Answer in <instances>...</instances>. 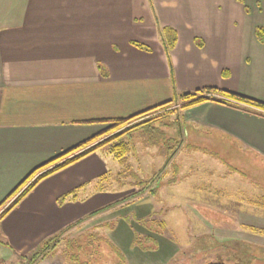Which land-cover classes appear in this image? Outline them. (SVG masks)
I'll return each mask as SVG.
<instances>
[{
    "label": "crops",
    "instance_id": "1",
    "mask_svg": "<svg viewBox=\"0 0 264 264\" xmlns=\"http://www.w3.org/2000/svg\"><path fill=\"white\" fill-rule=\"evenodd\" d=\"M159 1L157 28L167 25L177 34L170 51L173 84L161 34L155 47L146 42L148 36L120 39L115 17L105 16L107 9L139 2L153 8L152 0H0V201L33 168L94 135L103 126L99 119L126 117L204 87L264 102V41L255 36V28L264 26V0ZM232 5L240 9L235 15L228 12ZM224 99L242 108L206 101L182 110L184 124L226 135L264 155V117ZM105 169L92 153L54 173L65 178L52 191V201L24 205L42 181L56 175L41 180L0 221L14 247L3 251L0 246V259L29 252L97 208L104 188L88 195L87 187L95 178L105 180ZM69 190H75L74 198L53 204ZM47 208L56 218L42 225L40 216L47 212L39 210Z\"/></svg>",
    "mask_w": 264,
    "mask_h": 264
},
{
    "label": "rangeland",
    "instance_id": "2",
    "mask_svg": "<svg viewBox=\"0 0 264 264\" xmlns=\"http://www.w3.org/2000/svg\"><path fill=\"white\" fill-rule=\"evenodd\" d=\"M152 1L153 8L139 2L128 8L129 5L107 9L105 16L116 19L118 38L148 36L146 42L156 46L153 42L159 40L155 37L160 33L156 10L161 8V2ZM176 2L178 5L181 1ZM233 5L228 12L235 15L240 9ZM251 14L255 16L253 10ZM261 16L264 18V14ZM153 113L162 114L151 120V126L179 140L178 148L173 151L176 146L170 144L165 149L164 142L145 146L136 131L123 163L107 152H94L105 164L107 174L105 180L95 178L87 187L88 195L104 188L97 207L141 188L144 192L87 217L61 235L37 264H264V155L226 135L192 130L182 120L180 101ZM187 144L216 152L218 158L199 150L189 151ZM160 148L173 151L172 159L166 162ZM63 178L56 175L42 181L36 196L24 205L41 206L52 201V191ZM72 196L69 194L60 203L57 197L53 204L60 205ZM87 205L79 206L77 211L86 210ZM40 211L47 212L40 216L42 225L56 218L52 209ZM34 212L37 210H29L23 217ZM1 225L0 222L1 249L14 250ZM132 232L139 241L135 244H130ZM146 237L151 239L147 241ZM139 247L147 248L142 251ZM18 254L23 253L14 252L1 260L3 264H26L30 256L21 260Z\"/></svg>",
    "mask_w": 264,
    "mask_h": 264
},
{
    "label": "trees",
    "instance_id": "3",
    "mask_svg": "<svg viewBox=\"0 0 264 264\" xmlns=\"http://www.w3.org/2000/svg\"><path fill=\"white\" fill-rule=\"evenodd\" d=\"M159 31L161 34L162 42H163V48H164V54L165 58L168 63L170 75H171V82L172 79V61L170 56V51L174 47L177 39V34L174 28L170 26H162L159 27ZM255 36L259 41H264V26H257L255 28ZM131 43L143 50H149V47L143 43H140L138 41H131ZM99 69L101 73L106 76V71L99 66ZM173 84V82H172ZM219 94L224 96L225 98L234 100L239 103L247 104L251 107L256 108V110H252V112L256 113L259 116L264 117V102L247 97L232 91L219 89L216 87H204L202 89H198L195 91H189V92H182L178 95H175L169 100H166L162 103H159L157 105H154L152 107L146 108L142 111L136 112L132 115L126 116V117H118V118H111V119H99L101 124H103L102 128L98 130L94 135L86 139L85 141H82L75 146L65 149L64 151L60 152L56 156L48 159L44 163L36 166L33 168L23 179L20 181L9 193L6 195V197L0 201V221L10 212L12 211L33 189L34 187L44 178L64 169L65 167L85 158L86 156L96 152L97 150L107 152L108 154L112 155V157L119 162L123 163L126 161L127 156L129 152L131 151L132 142L131 137L132 134L136 131L140 132L142 143L145 146H155L160 145L161 142H164L163 148L165 146L166 148H169L168 146L170 144L175 145L173 151H175L176 148H178V145L180 143L179 140L166 137V135L161 132V134L156 131L154 127L151 126L150 122L154 118H158L161 116L160 114H154L157 109L159 108H169L173 103H177L180 101V109L184 110L187 108L194 107L196 105H199L206 101H216L219 103H223L226 105H232L237 108H242L238 104L234 105L230 102L226 101L225 99H219L217 97H213L208 94ZM182 144V143H181ZM180 144V145H181ZM186 149L191 151H201L204 153H207L211 155L212 157H216L217 153L207 150L203 147H198L196 145L187 144ZM162 148V149H163ZM163 151L161 150V153L165 155L166 162L172 159L174 153L173 151ZM174 180H170V182H173ZM140 182V181H139ZM75 190H69L63 194H61L57 201L60 203L65 197L69 196V194H72V198L75 197L74 195ZM141 192H144V188H141L140 190L133 191L131 195L124 196L120 200H115L110 203H107L105 205H102L100 207H97L91 211H89L87 214L83 215L82 217H79L78 219L66 224L64 227L59 229L57 232L45 237L42 239L36 247H34L33 250L18 254V257L22 260L24 258H27L30 256V258L27 259L26 264H37L41 258H43L44 253L47 252L50 247L52 248L58 243V240L60 236L76 226L77 224L84 221L87 217L93 216L99 212H102L103 210L116 205L118 202L123 201L124 199H128V197H133L136 194H139ZM257 204V202L255 203ZM143 215V214H142ZM142 217V216H141ZM140 218V217H139ZM161 224H163L161 222ZM151 238L146 237L145 240L149 241ZM136 242H139L135 233L132 232L131 234V240L130 244H135ZM147 247H139L140 250H144ZM3 260L0 259V264H3ZM207 264H225L222 262H209Z\"/></svg>",
    "mask_w": 264,
    "mask_h": 264
}]
</instances>
